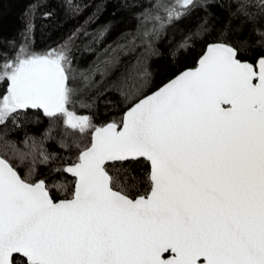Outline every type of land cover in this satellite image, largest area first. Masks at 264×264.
<instances>
[{
    "label": "snow or ice",
    "instance_id": "snow-or-ice-1",
    "mask_svg": "<svg viewBox=\"0 0 264 264\" xmlns=\"http://www.w3.org/2000/svg\"><path fill=\"white\" fill-rule=\"evenodd\" d=\"M122 7L139 9L136 32L87 73H72L67 42L46 54L21 45L0 64V125L31 109L84 132L91 121L69 109L74 97L100 89L137 40L151 49L166 25L205 10L178 42L171 78L151 95L141 60L117 76L131 107L122 126L95 128L78 162L56 170L75 178L70 199L57 202L58 184L31 180L32 169L22 176L0 156V264H264V0ZM209 35L197 65L181 70L190 42ZM9 150L19 153L4 134L0 151Z\"/></svg>",
    "mask_w": 264,
    "mask_h": 264
},
{
    "label": "trees",
    "instance_id": "trees-1",
    "mask_svg": "<svg viewBox=\"0 0 264 264\" xmlns=\"http://www.w3.org/2000/svg\"><path fill=\"white\" fill-rule=\"evenodd\" d=\"M164 2L175 4L174 0ZM217 2L223 3V0ZM123 3L124 0H0V64L4 59H14L21 45H26L30 52L46 54L67 42L72 73H87L112 55L118 45L127 43L123 38L125 33L136 32L139 9L122 7ZM252 3L258 4L259 0H252ZM159 15L166 21V13L161 11ZM204 15L205 10L197 7L182 20L166 25L151 49L137 40L138 47L127 55L120 54L119 71L107 77L100 89L74 97L69 109L77 115L87 116L92 129L73 130L62 118H48L42 111L30 109L27 115L18 116L15 122L9 121L6 127L0 125V136L6 134V139L19 150V153L0 151V156L8 159L22 176L32 169L31 180L43 179L48 185L58 184V189H52L56 201L70 199L75 179L56 170L78 162L80 152L91 144L94 129L113 122L120 124L123 114L131 107L132 102L125 99L116 84L117 76L139 59L151 73L144 95L155 91L171 78L170 69L175 59L181 58L178 42ZM109 23L113 25L111 30L100 39L99 34ZM156 26L159 28L158 23ZM70 37L73 39L69 40ZM213 41L214 37L209 35L207 40L196 37L190 42L183 52L181 70L195 67L207 45ZM249 59H255V54L249 53ZM95 79L100 81L99 76ZM6 88V82L0 83V97L6 93ZM148 169L147 162L140 167L142 173ZM147 187V184L142 186L138 194H144Z\"/></svg>",
    "mask_w": 264,
    "mask_h": 264
},
{
    "label": "water",
    "instance_id": "water-1",
    "mask_svg": "<svg viewBox=\"0 0 264 264\" xmlns=\"http://www.w3.org/2000/svg\"><path fill=\"white\" fill-rule=\"evenodd\" d=\"M205 51H206V50H205ZM196 65H197V64H196ZM193 68H194V67H193ZM153 92H154V91H153ZM153 92H152V93H153ZM152 93H150V94H148V95H151ZM142 98H143V97H142ZM142 98H141V99H142ZM127 110H128V109H127ZM127 110H126V111H127ZM126 111H125V113H126ZM125 113H124V114H125ZM124 114H123V116H124ZM122 120H123V117H122ZM108 124H110V123H108ZM108 124H106V125H104V126H100V127H106ZM120 125L122 126V121H121ZM100 127H97V128H100ZM93 134H94V131L92 132V136H93ZM69 166H71V165H69ZM67 167H68V166H67ZM66 174H67L68 176L72 177L69 173H66ZM72 178H74V177H72ZM74 179H75V178H74ZM59 201H60V200H58L57 202H59Z\"/></svg>",
    "mask_w": 264,
    "mask_h": 264
},
{
    "label": "rangeland",
    "instance_id": "rangeland-1",
    "mask_svg": "<svg viewBox=\"0 0 264 264\" xmlns=\"http://www.w3.org/2000/svg\"><path fill=\"white\" fill-rule=\"evenodd\" d=\"M174 3H176V0H174ZM72 111V110H71ZM76 114V113H75ZM77 115V114H76ZM77 116H80V115H77ZM81 117H87V116H81ZM88 118V117H87ZM89 119V118H88ZM65 123V122H64ZM90 129H92V127L91 128H88V129H86V130H90Z\"/></svg>",
    "mask_w": 264,
    "mask_h": 264
}]
</instances>
